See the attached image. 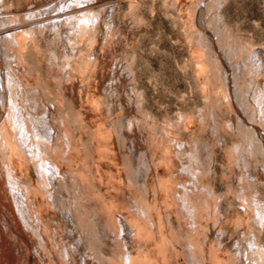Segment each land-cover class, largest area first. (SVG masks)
<instances>
[{
  "label": "bare ground",
  "instance_id": "obj_1",
  "mask_svg": "<svg viewBox=\"0 0 264 264\" xmlns=\"http://www.w3.org/2000/svg\"><path fill=\"white\" fill-rule=\"evenodd\" d=\"M93 1L0 0V264H146L147 257L177 264L176 244L186 264H264V43L232 33L220 11L225 0H195L191 43L207 54L220 92L208 123L220 145L216 115H228L235 136L223 146L237 169L229 190L217 192L212 154L186 142L183 228L170 206L178 196L170 188L165 197L168 183L159 176L163 141L153 143L131 58L119 56L122 33L118 47L114 30L110 42L104 33L114 25V7ZM187 1L175 3L185 11ZM86 108L105 122L125 162L140 202L127 205L131 212L106 208L81 180V165L94 156L89 137L100 133Z\"/></svg>",
  "mask_w": 264,
  "mask_h": 264
},
{
  "label": "rangeland",
  "instance_id": "obj_2",
  "mask_svg": "<svg viewBox=\"0 0 264 264\" xmlns=\"http://www.w3.org/2000/svg\"><path fill=\"white\" fill-rule=\"evenodd\" d=\"M175 2L176 0H95L91 4L97 7L112 4L114 7L111 12V15L114 14V25L110 29H106L107 32L105 30L104 33L107 42H110L113 41L112 31L114 30L116 34L114 36L115 47L119 46L117 44V32L121 31L122 33L121 40L124 51H121L119 56L128 55L127 57L131 58L135 85L142 99L144 98L143 108L148 114V122H151L154 127L152 129V137L155 136V139L152 140L153 143L157 145V141L158 143L163 141L164 145L167 144L165 147L162 143L157 145L159 152L156 153L161 155L160 161L163 157L164 163L163 167L159 169V176L161 179L163 178L164 183H168L165 188V191H167L166 194L164 193L165 197H167L170 188V192L174 193L173 196H178V198H174L175 204L170 206L174 210L177 224L180 222L182 227L185 228L186 219L182 218V210L179 213L180 209L183 208V206H180L182 203L179 199V189L181 183H184L185 189L190 187V184L187 183V177L180 174L182 165L189 161L191 155L189 153L190 146L186 142L191 143L195 150L201 147L204 149L203 152L207 153L206 155L212 154L213 165L217 172L212 181L215 190L219 193L229 190L230 185L234 182L235 174L233 170L237 167L228 158L226 147H224L226 144H231L235 136L234 129L228 125L227 119H225L228 115H224L222 111H218L219 113L216 115L219 123L216 124L218 126L223 124V130H227L229 133L217 129L218 132H222L221 136L224 139L220 145L216 143L219 141H216L217 137L211 133L212 130H210V124L208 123L209 120L214 122V109L212 107L210 109V106L215 102V98L220 92L216 91L214 73L207 54H198L197 47L191 43L192 38L197 35L196 26L191 21L196 1L188 0L185 11L179 8L178 3ZM22 9L23 6L19 10ZM220 11H222L223 19L228 23V27L236 37L256 44L264 43V0H225L220 6ZM99 28L97 34H100L99 37L101 38L103 26H99ZM105 43L106 41H104ZM220 101L221 99H219ZM89 109L86 108V112L92 117L90 118L92 121H94V117H97L98 120L101 119L98 115L91 116L92 109ZM204 111L208 113L207 120H204ZM230 112L229 115H233L231 110ZM184 114L188 115L187 121H183ZM190 114L191 116H189ZM195 115L198 117V121H195ZM101 121L97 125L93 123V126L100 132L96 136L97 139H93L91 135L89 137L92 141L94 154L91 163L82 164L83 170L78 173L87 188V193L89 195H93L94 192L97 193L94 196L96 201H101L106 208L114 207V209L131 212V208L128 210L127 207L130 203L133 204L136 201L138 202H136L137 205L140 204L138 195L135 187L129 180H126V177L128 179L131 176L126 171L127 168L124 167L125 162L123 159L122 162L119 161L121 157L117 154L116 144L112 141L113 139L109 135L107 127H105V122ZM156 133L161 135H156ZM178 141H182L183 145L181 147L178 145ZM162 146L168 152L161 150V148L163 149ZM169 161L171 162L169 169L164 168L165 165L168 166ZM67 170H69L68 167ZM124 170L128 174L126 177ZM211 173L213 174V171ZM166 175L172 179L171 186H169V179L165 180ZM260 191L264 198V185L260 186ZM163 207L162 210L166 211L167 209ZM236 207L239 208L238 205ZM261 229L264 240V229L263 227ZM164 230L165 233L168 232L167 227H164ZM24 238L32 245L30 237L24 236ZM176 250L177 261L175 263L186 264L183 247L176 244ZM8 256L10 258L9 253ZM146 261V264H153L148 257ZM11 262V264H19L17 261L12 260ZM31 263L34 264V259ZM155 263L157 264V262Z\"/></svg>",
  "mask_w": 264,
  "mask_h": 264
}]
</instances>
